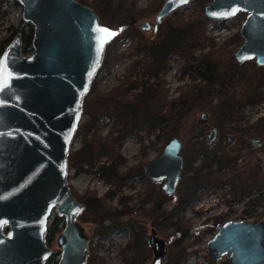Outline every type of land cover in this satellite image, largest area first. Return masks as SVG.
Wrapping results in <instances>:
<instances>
[{
	"label": "rangeland",
	"instance_id": "obj_1",
	"mask_svg": "<svg viewBox=\"0 0 264 264\" xmlns=\"http://www.w3.org/2000/svg\"><path fill=\"white\" fill-rule=\"evenodd\" d=\"M79 1L90 5L101 22L118 30L126 16L133 17L135 23L142 19L153 21L163 0H127L120 9L111 7L104 11L101 8L105 0ZM201 1L190 0L173 10L163 17L156 31L138 24L118 31L107 42L102 63L83 98L85 106L68 156L67 181L78 198L92 202V207L82 209L76 217L89 234L88 255L94 257L93 264H152L155 251L146 243L152 227L154 234L165 241L166 257L159 264H231L229 253L213 259L206 247L207 240L228 219L264 218V118H259L264 116V75L260 78L261 68L254 58L239 62L234 56L242 41V36L235 34L245 12H237L227 22L213 21L204 11L200 12L209 0L203 4ZM190 17L204 21V42L186 46L184 52H171L166 63L158 67L144 43L160 39L171 25ZM22 19V6L12 7L0 20V35L10 33V26L19 25ZM202 52H211L224 67L223 92L238 99L233 110L218 109L216 103L223 95L217 91L209 94L206 81L194 69L193 64ZM119 88L125 97L118 95V99L132 102H138V95L145 88L154 90L153 100L163 104L162 112L168 111L172 99L177 101L189 90L197 96L195 101L188 99L190 107H184L180 119L166 120L154 127L142 123L139 129L124 132L120 123L128 119L130 111L121 107L116 111L111 104L103 106L96 97L99 92ZM160 98L164 103H160ZM202 112L206 114L203 119ZM93 113L97 120H91ZM116 116L121 119L118 123L114 122ZM211 127L218 129V136L205 144V136H212ZM228 135L233 138L228 139ZM173 136L180 139L183 160L176 190L166 194L157 180H133L137 168L158 155ZM253 138L260 141L253 144ZM105 139L111 140L112 146H106ZM202 145L208 147L201 149ZM93 147L95 150L90 149ZM90 157L94 159L90 161ZM102 166L112 167L114 173H98ZM190 179H197L198 185L192 191L198 195L195 199L186 188ZM197 198L202 201H195ZM156 201L163 207V217L159 215L152 223L158 214L151 210ZM124 202L133 212L120 214ZM53 216L54 212L46 237ZM104 218H111L114 224L103 234L97 229ZM178 222L185 227L184 232L176 228ZM62 225L58 224L47 241L57 252V259L60 247L56 237ZM138 234H142V243L134 253L131 248Z\"/></svg>",
	"mask_w": 264,
	"mask_h": 264
},
{
	"label": "water",
	"instance_id": "obj_2",
	"mask_svg": "<svg viewBox=\"0 0 264 264\" xmlns=\"http://www.w3.org/2000/svg\"><path fill=\"white\" fill-rule=\"evenodd\" d=\"M189 1L163 0L153 21L137 24L144 29L152 25L156 31L163 17ZM19 2L23 19L33 25L32 50L22 51L18 31L0 54V264H45L53 252L46 240L53 212L63 218L56 264H85L88 237L76 217L84 203L69 187L68 156L84 95L113 38L98 30H118L79 0ZM203 10L214 19L245 12L234 56L239 62L254 58L264 65V0H209ZM205 117L202 112L200 118ZM211 129L216 133V127ZM259 141L252 139L253 144ZM180 149V139L173 136L143 164L153 179L165 178L161 187L167 193L174 192L180 179ZM151 231L149 245L154 240ZM206 247L215 260L229 253L231 264H264V218L228 219ZM159 257L152 264H158Z\"/></svg>",
	"mask_w": 264,
	"mask_h": 264
},
{
	"label": "trees",
	"instance_id": "obj_3",
	"mask_svg": "<svg viewBox=\"0 0 264 264\" xmlns=\"http://www.w3.org/2000/svg\"><path fill=\"white\" fill-rule=\"evenodd\" d=\"M208 1V0H205ZM204 0L201 1V4L205 2ZM105 3L102 4L103 8L101 10H105L106 8H122L127 4V0H117L116 2L112 0H105ZM14 6H20L19 0H0V20L7 15L9 10ZM200 12L202 14L203 6L200 7ZM243 13V11H240ZM203 16V15H202ZM201 17V16H200ZM207 17V16H206ZM233 16H230L228 18H219L220 22H227L230 18ZM209 18V17H208ZM210 20H216L214 18H209ZM137 24L134 21L133 17H124L122 21H120L118 27V31H122L123 29L127 27H134V25ZM12 29L10 33L0 35V54L2 50L4 49L5 45L8 43L12 35H14L16 32H20L22 36V46L21 49L24 53H29L32 50V34H33V25L30 21L22 19L20 24L15 26H10ZM170 30H167L164 32L162 37L160 39H157L155 41H151L149 43H144L145 50H148L151 53L152 58L154 61L158 64V67L166 63V60L170 56L169 54L173 51L175 52H184V48L186 46H193V45H199L204 42V36H205V28H204V21H199V17L192 18L186 20H180L179 24L176 26L171 25ZM240 37L239 31L236 32L235 37ZM233 40L234 37H230ZM199 61H197L195 64H193L194 69L196 72L206 81V86L209 94H212L214 91L219 92L223 96L220 97L219 101L216 103L218 106V109H222L223 111H231L234 108H236V101L238 99L234 98L233 94L231 96L227 95V93L223 92L222 84L224 83V73H222L223 68L220 63L216 60V58L213 57V54L211 52H202L199 54ZM261 68L260 71V78L262 75H264V65H259ZM232 69V68H231ZM230 69V70H231ZM240 84V82H239ZM217 90H216V89ZM119 89H111L108 91L99 92L96 96L98 98L97 101L103 106L111 104L114 107V110L117 111V107H121L124 109H128L130 111L128 119L124 122H121V126L123 125V128L120 127L122 131L125 132L126 129H132L135 127V129H139L142 125V123L149 124L150 126H153L155 124L163 123L166 120H172L180 119L182 117L183 112H185L184 107H190V104L187 102L189 99V102H191V99L195 101L197 95H193L191 91L189 90L186 94H183L180 98L179 96L176 98L177 101H174L172 99L169 102L168 111L162 112L163 104H157L158 101L153 100L154 96V90L149 91L147 88L142 90L140 92V95H138V102H132L128 101L127 98H125V101H121V98L118 99V95H121L123 97L124 94L122 90ZM163 95V97L166 96V92ZM257 95V94H256ZM255 95V96H256ZM94 97V96H93ZM160 103H164L163 99L160 98ZM242 101V100H241ZM154 102L153 105H151ZM85 106V104L83 105ZM151 109V111H150ZM214 109V108H213ZM139 115V116H137ZM167 115V116H165ZM97 117L94 116V113L91 115V120H97ZM259 118H264V116H261ZM120 117L116 116L114 119L115 123L120 122ZM95 124V122H92V125ZM123 133L118 135L117 137L121 136ZM101 138V137H99ZM102 139V138H101ZM96 140V139H95ZM94 141V140H93ZM111 140L105 139L104 142L106 146H112ZM94 144V143H93ZM206 144V143H205ZM208 147L207 145H202V148ZM94 148V147H93ZM90 148L91 150H95V148ZM89 149V150H90ZM87 149V153H89L91 156L92 152ZM204 152L207 150H203ZM94 159L90 157V161ZM103 171L105 172H112L110 167H102ZM102 172V171H98ZM264 191V190H263ZM83 200L86 201L87 207H92V202L90 199V202L86 200L83 197ZM124 211H122L120 214H126L131 211L129 205H125L124 202ZM162 205L160 202L156 201L153 203L151 210L155 215L152 220L154 223L159 215L162 213ZM150 210V209H149ZM143 213V212H141ZM140 213V215H141ZM173 213V210L172 212ZM170 215V214H169ZM163 215H161L160 218H162ZM169 217V216H168ZM62 216L58 214H54L52 222L49 225L47 237L46 240L48 241L54 234L55 231L59 228L58 224L63 223ZM104 228L97 229L100 233H107L109 231L108 227L103 226ZM181 226V224L178 222L176 224V228L179 230H182L184 232L185 227ZM142 243V234H138L136 237V244L141 245ZM57 252H52L50 256L46 259L45 264H56L57 258H56ZM94 263V257H89L87 259V264H93Z\"/></svg>",
	"mask_w": 264,
	"mask_h": 264
},
{
	"label": "flooded vegetation",
	"instance_id": "obj_4",
	"mask_svg": "<svg viewBox=\"0 0 264 264\" xmlns=\"http://www.w3.org/2000/svg\"><path fill=\"white\" fill-rule=\"evenodd\" d=\"M150 28H152V25L150 26ZM158 28V27H157ZM157 30V29H156ZM87 93V92H86ZM85 93V94H86ZM85 96V95H84ZM212 128V127H211ZM211 128H209V132L212 134V136L211 137H209V136H205V143L206 144H209V143H211V141H212V139L214 138V140L217 138V136H218V129L216 128V133H214L213 132V130L211 129ZM233 137H231V136H229L228 135V139H232ZM210 141V142H209ZM264 163V162H263ZM262 166H263V169H264V164H262ZM102 167H108V166H102ZM101 167V168H102ZM110 167V166H109ZM183 167V166H182ZM99 169V170H97V171H102L101 173H105V174H113L114 173V170H113V168L111 167L110 169H111V171L112 172H105V171H103V169ZM182 169V168H181ZM99 173V172H98ZM133 176H132V179L133 180H135V179H137V178H141V177H147L150 181H158V182H160V186H162V183H163V181L165 180V178L164 179H153L152 177H150L149 175H147V173L145 172V170H144V166H140V168L138 167L137 168V172L135 173V174H132ZM180 177H181V175H180ZM122 179V178H121ZM180 180V179H179ZM196 180L197 179H190L189 180V183H187L186 184V188L190 191V197H192L193 199H195V197H197L196 195H194V192H192L193 190H195V188H196V186L198 185L197 184V182H196ZM195 181V182H194ZM178 185V184H177ZM161 189H162V187H161ZM163 190V189H162ZM176 190V189H175ZM174 190V191H175ZM164 191V190H163ZM73 192V191H72ZM165 192V191H164ZM219 192V191H218ZM74 193V192H73ZM166 194H171V193H173V192H171V193H167V192H165ZM215 194H217V192H215ZM214 194V195H215ZM76 196V195H75ZM77 197V196H76ZM214 197V196H213ZM92 198V197H91ZM77 199H79L80 201H82L83 203H84V207H83V209H85L86 207H87V203H86V201H84L83 200V197H82V199H80V198H78L77 197ZM199 201V202H201L202 200H201V198H197L195 201ZM89 201V200H88ZM130 206V205H129ZM82 211V210H81ZM80 211V212H81ZM105 219L106 218H104V219H102V221H101V223H100V228H98V229H101V228H104L103 226H105V227H108V229H109V231H110V227L111 226H113V224H114V222H113V220L111 219V221L109 222V223H107L106 221H105ZM82 225V224H81ZM83 226V225H82ZM153 228V227H152ZM151 228V229H152ZM83 229H84V227H83ZM154 229V228H153ZM84 231L86 232V229H84ZM151 233H152V231H151ZM150 233V234H151ZM86 234H87V237H88V240H89V234L86 232ZM104 234V233H103ZM150 234L148 235V236H146V243H147V245H149L148 243V237L150 236ZM153 235H154V240H152V243H151V245H149V246H152V249L155 251V256H154V258H153V260H152V263H153V261H155L156 260V258L158 257V255L160 256L159 258H160V261L163 259V258H165L166 257V253H165V246H164V242H160V244H159V239L160 238H158L155 234H154V232H153ZM156 246H157V248H156ZM137 247H138V245L136 244V242H134V246L131 248V250H133L134 251V253L137 251ZM87 249H88V244H87ZM162 255H164V257L162 256ZM162 256V257H161ZM89 257H92V256H90V254L88 255V251H87V256H86V262H85V264H87V259L89 258ZM131 261H132V259H131ZM159 261V262H160ZM159 264V263H158Z\"/></svg>",
	"mask_w": 264,
	"mask_h": 264
},
{
	"label": "snow or ice",
	"instance_id": "obj_5",
	"mask_svg": "<svg viewBox=\"0 0 264 264\" xmlns=\"http://www.w3.org/2000/svg\"><path fill=\"white\" fill-rule=\"evenodd\" d=\"M185 2H187V0H185ZM99 33H107L110 37H114L116 35L115 32H111L109 29L107 28H101L98 30ZM104 47V42L100 43V48L103 49Z\"/></svg>",
	"mask_w": 264,
	"mask_h": 264
}]
</instances>
